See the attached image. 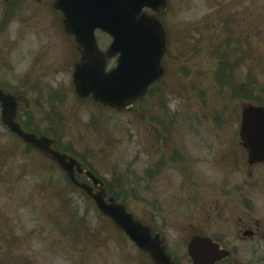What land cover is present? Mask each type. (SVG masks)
Here are the masks:
<instances>
[{"label":"rangeland","instance_id":"obj_1","mask_svg":"<svg viewBox=\"0 0 264 264\" xmlns=\"http://www.w3.org/2000/svg\"><path fill=\"white\" fill-rule=\"evenodd\" d=\"M161 22L169 43L166 76L130 111L77 97L75 46L48 31L49 19L33 20L40 33L31 24L18 34L11 29L0 35V87L21 98L27 111L21 118H30L39 133L55 137L105 181L124 180L129 212L160 234L174 257L186 262L194 236L225 237L224 246L239 250L237 264H264V231L255 240L238 239L239 222L233 221L243 210L234 212L223 202L214 206L219 190L199 181L197 172L216 175L218 152L199 158L181 151L185 168L171 160L173 148L181 150L177 137L192 144L200 135L209 140L204 149H216L220 141L228 153L242 154L234 144L240 141L242 110L252 102L235 95L231 85L222 86L217 72L223 62L232 84L250 86L256 102L264 104V0H169ZM98 39L103 50L111 42L103 35ZM114 66L113 61L109 67ZM181 110L186 111L181 125L176 120L172 127L178 135L174 131L173 140H166L158 118L179 117ZM10 139L0 122V152ZM202 198L211 206L205 209L218 207L229 222L205 219ZM262 215L257 211L255 217ZM0 264L151 263L86 196L72 191L58 169L19 146L13 155H0Z\"/></svg>","mask_w":264,"mask_h":264},{"label":"water","instance_id":"obj_2","mask_svg":"<svg viewBox=\"0 0 264 264\" xmlns=\"http://www.w3.org/2000/svg\"><path fill=\"white\" fill-rule=\"evenodd\" d=\"M167 0H58L57 7L65 15L66 32L76 36V41L84 48V62L74 75V84L79 96L87 99L91 94L97 102L121 109L142 98L150 85L157 81L161 60L166 48V34L160 22L142 14L144 8L157 13L166 9ZM101 30L109 34L114 42L108 56L119 55L118 67L106 74V57L97 47L95 32ZM3 107V122L11 132L18 134L27 144L40 150L64 170L71 181L84 189L92 198L98 211L124 231L138 248L152 257L156 264H171L161 247L159 236L151 237L150 230L143 227L127 213L125 207L110 200L106 203V193L93 191L79 184L74 169L81 172L78 163L51 149L52 142L34 135H26L15 123L17 102L0 90ZM243 135L248 141L252 157L264 160V109L250 108L244 113ZM98 184L91 174H88ZM211 247L208 241L195 239L190 253L198 256ZM199 264H205L204 259Z\"/></svg>","mask_w":264,"mask_h":264},{"label":"flooded vegetation","instance_id":"obj_3","mask_svg":"<svg viewBox=\"0 0 264 264\" xmlns=\"http://www.w3.org/2000/svg\"><path fill=\"white\" fill-rule=\"evenodd\" d=\"M49 19L53 26L48 28V31L52 33L64 32L65 24L63 15L55 9V0H0V30L4 33L9 31L21 32L25 23L27 22L31 26L33 20L44 21ZM16 20L18 23L15 25L17 28L11 27L13 21ZM35 25V24H34ZM35 25L34 32L40 33L42 27ZM18 30V32H16ZM199 129H196V132ZM199 134V133H198ZM198 134L195 136L197 137ZM189 135L191 133L189 132ZM192 137V135H191ZM178 144L181 150H177L178 159L176 162L183 163L182 166L185 168L189 164L180 159V155L185 157L181 151L188 154L189 156L197 155L199 158L204 157L203 152L213 154L214 150L218 152L220 157L219 165L214 168L216 175L210 174L208 178H204L200 172L199 174L202 185L209 184L215 185L219 190V197L213 202L214 206H217L219 202L226 204L227 208L233 209L234 212L237 209H242V216L239 215L238 211L236 219L233 222H239L237 232L238 239L240 240H255L259 236H263L264 231V162L250 161L248 150L245 148L242 141L236 142L234 146L237 147L238 152L242 154H235L233 152L228 153L225 149V144L218 141L216 149L208 150L202 148L203 142L209 143L208 139H204V135L198 136L192 144L184 142L182 139H178ZM191 141V139L189 140ZM199 141V142H198ZM238 144V146H237ZM212 152V153H211ZM180 153V155H179ZM211 161L210 158L207 159ZM202 161L205 162V158L196 161L193 165L194 171L201 168ZM212 163L214 160L212 159ZM214 165V164H213ZM194 176V175H193ZM203 206L202 209L206 211L204 213L205 219H210L219 216V222H229L230 219L224 215V211H220L218 207H214L211 211L205 209L208 207V203L204 205V198L200 202ZM211 207V206H210ZM208 207V208H210ZM263 212L261 218L255 217L256 212ZM224 239H219L221 247L225 249ZM239 250H230V256L223 262H228L233 259L232 264H237L235 257L238 256ZM222 262V263H223ZM219 263V264H222Z\"/></svg>","mask_w":264,"mask_h":264}]
</instances>
